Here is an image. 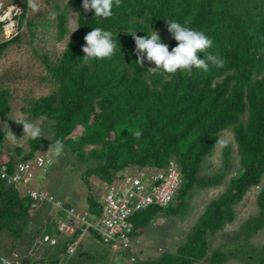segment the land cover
Returning <instances> with one entry per match:
<instances>
[{"label": "trees", "instance_id": "obj_1", "mask_svg": "<svg viewBox=\"0 0 264 264\" xmlns=\"http://www.w3.org/2000/svg\"><path fill=\"white\" fill-rule=\"evenodd\" d=\"M82 3H67L77 12V28L61 53L43 47L34 50L46 71L42 81L50 85L51 91L22 98L25 115L20 119L35 123L40 118L52 120L53 139L47 138L41 128L42 137L30 139L28 152L20 146L14 152L7 148L0 126V160L12 170L19 157L31 158L56 140L80 159L94 160L84 180L90 190L87 214L97 221L101 203L88 176L96 175L110 183L128 168H162L175 158L183 177L174 198L178 206L149 205L136 212L133 235L139 236L158 213L176 215L184 211L195 187L223 183L226 172L208 176L201 170L221 132L232 127L240 166L226 191L207 205L186 241L176 252H164L154 259L128 255L127 249L123 258L128 256L129 262L116 264H194L202 260L225 264L232 252L247 262L264 264V241L261 246L249 242L264 229V185L257 196L258 213L241 225L235 237L244 238L243 243H237L230 252L213 248L207 239L208 233H216L227 222L235 221L234 206L252 187L260 185L264 176V0H122L120 7L113 6L108 19L95 17L94 10L86 13ZM28 10L27 0H22L18 28L28 25L32 37L42 26L56 27L59 41L69 34L67 7L55 2L54 18L52 13L28 18ZM169 20L210 37L213 45L207 52L223 60L224 66L208 61L207 72L194 67L191 74L177 71L172 75L153 72L150 68H155L154 63L146 60L139 66L132 35L144 37L156 30L171 51L177 42L167 31ZM4 24L0 22V32ZM96 27L113 32L117 50L111 58L84 64V36ZM21 36L17 32L0 40V57L12 44L20 43ZM198 55L206 58L205 53ZM14 99L12 87L0 80L1 117L11 112ZM136 130L142 132L139 139L133 135ZM13 133L16 138L23 136V126L16 123ZM85 146H92L86 154ZM223 158L228 170L234 169L230 141L225 144ZM34 203L20 187L0 177V264H4L2 256L12 258V252L17 255L11 264H106L108 258L104 255L80 249L68 252L70 246L80 242L81 229L61 235L54 244L44 242L45 235L57 233V220L65 212L57 209L53 214ZM92 234L100 239L94 230Z\"/></svg>", "mask_w": 264, "mask_h": 264}, {"label": "rangeland", "instance_id": "obj_2", "mask_svg": "<svg viewBox=\"0 0 264 264\" xmlns=\"http://www.w3.org/2000/svg\"><path fill=\"white\" fill-rule=\"evenodd\" d=\"M69 0H37L40 5L39 12H33L30 8L27 12L28 18L45 17L55 11V2H58L62 8L68 9V26L69 34L62 41L56 38V27L49 29L43 26L37 30L35 37L31 36L28 25L19 29L18 15L22 11V0H0V22L3 21V31L0 32V40L9 39L17 32L22 34L21 42L12 44L8 50L0 57V80L8 83L13 91L15 99L12 101L11 112L6 117L0 116V126L4 130V142L7 148L15 152L16 147H22L23 152L30 150V138L21 136L15 141L8 138L9 130L13 132L17 119L24 117L25 113L21 106L24 96L39 97L47 95L51 91V87L42 81V77L46 71L35 53V49H49L54 53H61L70 36L77 28V12L73 7L67 6ZM260 76V75H259ZM247 114L243 116L246 120ZM44 131V135L53 139L54 128L53 121L47 118H40L37 123ZM225 144L230 141L232 144V162L234 169L228 170L225 166L223 152L224 146L217 143L212 153L203 161L202 175H214L218 172H226L223 183L215 186L204 188L195 187L192 191V197L188 200L184 211L176 215H168L165 212L158 213L151 221L149 227L139 236H134L132 246L128 250V255L133 254L142 259H154L164 252H176L187 238L188 233L192 230L200 215L204 212L211 200L221 196L227 189L230 178L235 175V170L240 166V156L237 151V143L234 139L233 128L225 129L220 134V139ZM218 140V141H219ZM50 145L47 144L37 153H42L52 157V164L48 169H38L36 171L35 180L32 187L36 189H44L53 193L56 197L69 201L82 214L89 213L88 196L90 190L84 180L86 177V169L95 164L94 160L80 159L76 154L72 153L69 147L63 145V154L56 157L52 151H49ZM92 146H85L84 153H88ZM21 159V157H19ZM138 168L131 167L124 170L121 174L131 175L137 173ZM88 180L92 186L93 192L98 196L105 187L104 182L96 176H88ZM264 185V176L260 185L252 187L241 202L234 206L236 219L233 222H227L224 228L216 233H208L207 239L213 248L221 247L225 250H233L235 245L243 243L244 238L236 240L235 237L240 233L241 225L251 216L258 213L257 196ZM22 194L27 193V188L19 186ZM174 207L178 206L175 201ZM49 212L55 214V208L50 204L43 205ZM88 216V215H87ZM34 228V227H33ZM239 241V242H238ZM264 241V229L258 231L249 242L257 246H261ZM78 247V248H77ZM82 250L95 256H107L106 264L126 263L129 261L128 256L123 258L125 251L115 253L106 244L101 242L93 234L85 233L80 242L76 246V250ZM74 251V252H75ZM16 253L12 252V258L2 256V262L7 260L9 264L13 262ZM194 264H209L208 261H196ZM225 264H256L247 262L241 257L231 254L228 262Z\"/></svg>", "mask_w": 264, "mask_h": 264}, {"label": "built area", "instance_id": "obj_3", "mask_svg": "<svg viewBox=\"0 0 264 264\" xmlns=\"http://www.w3.org/2000/svg\"><path fill=\"white\" fill-rule=\"evenodd\" d=\"M51 164L52 158L42 153L19 160L12 170L7 163L0 161V177L11 185L26 187L34 205L50 204L55 210L65 212V216L57 220V233L45 235L44 242L54 244L61 235L73 234L78 229L83 231L82 235L92 234L94 230L101 241L110 245L116 253L132 246L134 214L149 205L167 207L173 204L183 181L175 158H171L169 164L162 168L141 167L135 174L120 175L99 193L102 213L97 221H92L89 214L80 213L68 201L31 186L37 169H48ZM76 246H70L68 252L74 253Z\"/></svg>", "mask_w": 264, "mask_h": 264}, {"label": "clouds", "instance_id": "obj_4", "mask_svg": "<svg viewBox=\"0 0 264 264\" xmlns=\"http://www.w3.org/2000/svg\"><path fill=\"white\" fill-rule=\"evenodd\" d=\"M121 2L122 0H83L82 8L86 13L94 10V16L97 18L108 19L113 14V6L120 7ZM27 5L33 12H39L40 10L37 0H27ZM54 17L55 13H52L51 18ZM166 25L167 31L177 42L171 51H169V45L162 41L156 30H153L150 35L144 37L137 36L136 33L132 35L135 41L136 62L139 66L142 67L146 60L149 63H154L155 68H150L153 72L162 71L168 75L175 74L177 71L191 74L194 67L207 72L209 70L208 61H211L217 67L224 66L223 60L217 59V57L207 52L212 47L213 41L204 32L194 30L186 24L182 25L175 20L167 21ZM84 41L85 44L82 46L84 53L82 61L84 64L111 58L117 50V45L113 39V32L100 27L93 28L88 32L84 36ZM200 53H205L206 58H201L198 55ZM15 121L23 126V136L34 140L42 137V130L35 122H29L26 119H17ZM133 135L139 139L142 132L136 130L133 132ZM8 138L14 142L16 136L9 130ZM217 143L222 146L225 145V141L223 140H219ZM49 151H52L57 158L60 157L63 154V142L56 140L54 145H50ZM113 181L110 183L104 182V185H109ZM4 264H9V262L4 260Z\"/></svg>", "mask_w": 264, "mask_h": 264}]
</instances>
